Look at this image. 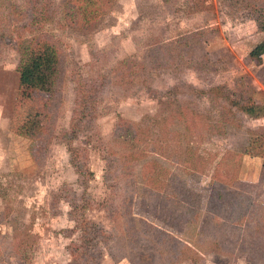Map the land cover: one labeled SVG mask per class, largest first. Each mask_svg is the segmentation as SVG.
<instances>
[{"label":"rangeland","instance_id":"rangeland-1","mask_svg":"<svg viewBox=\"0 0 264 264\" xmlns=\"http://www.w3.org/2000/svg\"><path fill=\"white\" fill-rule=\"evenodd\" d=\"M68 1L0 0V32L20 27L0 33V264H170L163 256L175 253L177 245L165 238L167 245L158 254L155 247L160 251L163 243L151 237L150 224L192 248V256L180 264H264V158L242 152L250 137L264 134V113L257 117L232 105L237 97L251 94L264 107V47L255 58L249 56L264 42V0H112L105 2L92 26L74 25L76 15L63 17L71 8ZM26 23L34 33L22 27ZM35 34L55 42L59 51L50 91L20 85L19 43L22 36ZM174 40L178 48L173 53L167 44ZM157 42L162 45L159 53ZM93 80L101 87L99 115L73 145L94 173L85 216L111 235L106 242L98 237L84 248L85 256L74 260L71 249L83 244L76 220L85 187L63 133L70 128L76 84ZM220 89V95H229L223 110L219 94L215 98ZM169 98L196 114L225 111L231 122L228 133L199 142V151L214 160L206 171L192 175L162 159L201 192L205 205L218 161L223 178L237 175L244 195L256 200L253 213L243 215L245 232L242 226L233 227L234 222L225 226L217 240L220 246L212 234L217 226L205 229L203 214L189 215L154 194L143 195L142 188L125 191L122 180L111 189L105 180L107 159L123 164L118 157L141 144L113 138L116 125L144 116L162 120L172 110H163L159 100ZM39 112L45 130L36 137L20 134L19 126ZM242 202L248 214V200ZM224 204L218 208L230 223L234 207Z\"/></svg>","mask_w":264,"mask_h":264},{"label":"trees","instance_id":"trees-1","mask_svg":"<svg viewBox=\"0 0 264 264\" xmlns=\"http://www.w3.org/2000/svg\"><path fill=\"white\" fill-rule=\"evenodd\" d=\"M106 1L110 2L112 0H69L68 3L71 5V8L68 7L63 17L76 15L78 18L74 22V25L85 22L92 26L94 25L93 23H98L97 17L102 14ZM47 19V17L39 19V24L44 25ZM22 27L29 28L30 33H34L35 31L28 23ZM260 28L264 30V19L260 22ZM15 29L20 31L19 25H16L14 29L9 28V30L7 29L0 33H9ZM156 44L155 50L159 53L162 45L159 42ZM170 45L173 46L171 50L174 53L178 48L177 40L167 44V46ZM263 47L264 42L259 43L251 50L249 56L255 58ZM19 48L21 54L19 67L20 85L38 91H50L54 86L60 63V55L55 42L41 37L39 34H35L31 38L22 36ZM144 69L145 67H142L143 71ZM97 84L94 80L93 83L79 82L76 84L75 103L70 128L63 133L65 142L68 145L71 163L79 176V182L85 187L84 195L81 196L83 204L77 205V210L82 208V214L76 220L77 227L81 230L80 238L83 244L75 245L71 249V256L74 260H77L81 256L83 257V255L85 256L87 252H84V248L87 245L94 244L98 237H103V242H106L111 235L104 227L90 221L85 216V212L91 206V198L87 194V189L88 183L93 178L94 173L84 163V160H81V150L73 145V141L86 128V125L89 122H93L99 115L101 87ZM222 91L223 89H220L215 94V98ZM226 93H228L227 90L224 91V95ZM219 96L222 101V104H220L222 110L227 109L224 104L229 95L222 96L221 93ZM173 103L176 109L170 105ZM159 104L163 107V110L165 108L172 110L171 112H167L162 120L160 117L144 116L138 122H119L116 125L113 138H125L129 141L136 140L141 142V144L140 146L134 144L129 152L118 157L120 161V158H122L123 164H116L112 159H107L108 167L105 173L107 185L111 189H117L122 180V187H125V191L131 188L133 192L142 188L143 195L152 196L154 194L161 202L170 203L189 215L199 217L203 214L205 229L206 226L208 228V225L217 226L216 230L212 233L216 241L221 236L220 230L224 232L223 228L230 226L233 222V227L238 228L242 226L241 232H245L246 222L245 224L243 223V215H251L257 202L251 195H244L242 189L239 188L240 182L237 175L231 176L230 179L228 175H226V179L223 178L225 172L220 173V170L223 169L221 161L216 163L211 176L209 188L212 192L208 205L204 204L201 192L192 188L186 178L178 175L172 168L162 163L163 158L171 159L170 161L192 175L206 171L209 160H212L213 157L210 159L206 154L199 151V142L203 140L209 141L211 137L223 136L228 133V125L231 122L229 117H227V112L222 111L218 116L213 115V112L210 110H207L205 113L196 114L193 108L191 109L188 105L183 104V102L181 104L173 102L172 98L167 100L160 99ZM232 105L237 106L244 113L257 117L264 113V107L257 105L251 94L243 100H239L237 97L236 100H232ZM40 115L39 112L36 117L29 119L26 123L19 126V133L29 137L40 135L45 130V127L40 124ZM247 141V145L242 151L243 154L264 158V134L261 137H250ZM212 161L214 162V160ZM138 165H140L139 169H137ZM262 176L264 177V174ZM139 179L143 180L142 183L139 182ZM244 198L248 200V205H246L248 206V214H244L246 210L245 207L242 208ZM219 201L222 204H219ZM224 203L234 207V213L229 214L231 217L227 218L230 223L223 220L222 216L224 214L218 208H222L225 205ZM241 223L242 225H240ZM135 226L137 227V225ZM148 226L152 231L151 237H153L154 241L163 243L160 251L155 247L158 254H161L164 251L163 247L167 245L164 240L165 238L172 239L177 245V251L175 253L172 251L171 253L164 254L163 260H170V264H180L192 256V248L189 245L175 239V237L154 225L150 224ZM154 231L158 235H162L161 240L153 236ZM254 232L255 236L259 238L257 231L255 230ZM149 241L152 242L153 240L149 238ZM216 245L220 246L219 241H217ZM159 259H162V256ZM161 264H165L164 261Z\"/></svg>","mask_w":264,"mask_h":264}]
</instances>
